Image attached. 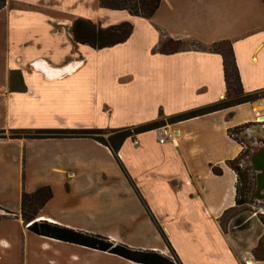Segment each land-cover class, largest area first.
<instances>
[{"label": "crops", "instance_id": "obj_1", "mask_svg": "<svg viewBox=\"0 0 264 264\" xmlns=\"http://www.w3.org/2000/svg\"><path fill=\"white\" fill-rule=\"evenodd\" d=\"M76 19L102 29L128 22L132 30L125 42L94 50L74 41ZM166 38L205 46L230 41L243 92L264 91V0H161L147 19L101 8L98 0H5V136L163 123L134 135L136 145L125 138L115 155L86 138H0V264H141L29 232L21 194L43 186L52 197L37 221L157 252L174 264H264L251 256L260 227L237 235L219 225L235 206L236 169L226 162L252 140L261 143L252 167L257 189L263 185L264 99L170 122L221 100L225 83L219 54L194 46L160 54ZM162 129L169 136L159 143ZM32 163L40 168L36 177Z\"/></svg>", "mask_w": 264, "mask_h": 264}, {"label": "trees", "instance_id": "obj_2", "mask_svg": "<svg viewBox=\"0 0 264 264\" xmlns=\"http://www.w3.org/2000/svg\"><path fill=\"white\" fill-rule=\"evenodd\" d=\"M161 0H98L101 8L111 10L127 11L130 15L143 18H150L157 10ZM5 5V0H0V9ZM132 27L128 22H122L117 25H112L107 28H100L89 21L76 19L71 26V35L75 42L83 45H88L90 48L97 50L106 47H111L123 43L131 34ZM185 41L172 40L166 38L160 42L157 47V52L160 54H171L182 49ZM194 46L200 50L217 53L222 58L223 78L225 83V96L208 106L190 110L181 113L169 119L170 122H177L193 117L205 115L215 111L227 109L239 104L251 103L258 98L255 93H244L241 87L239 73L235 64L233 50L230 41L223 40L210 44L209 46L201 45L192 42ZM162 122H152L146 125H141L132 128H124L121 130H104V129H23L13 130L4 135L0 131V138L8 137L10 139H69V138H89L99 144L107 147L109 151L115 155L125 138L131 137L132 134H138L149 131L160 126ZM235 130V129H234ZM232 130H228L230 134ZM112 134L107 140L98 138L95 134ZM244 152H241L237 158L227 161L226 164L233 168L238 161L243 157ZM212 172L219 175L221 171L218 168H213ZM235 183V206L223 212L219 218V225L223 232L226 233V225L229 221L232 227L240 224L241 218L237 215L244 209L238 208L250 203L251 191L253 188V177H249L247 168L243 166L241 170H236ZM52 192L48 186H43L35 190L33 193L21 194L20 216L23 223L27 225L29 232L49 239H54L61 242H66L74 245L83 246L89 249L107 252L127 260H131L141 264H174L170 259L160 255L157 252L151 251H134L121 244H115L109 239L74 231L68 228L58 226L47 221H37V213L51 199ZM264 225V222H262ZM238 229H240L238 227ZM163 240L167 244L165 237ZM168 245V244H167ZM251 256L255 261H264V235H262L255 247L251 250Z\"/></svg>", "mask_w": 264, "mask_h": 264}, {"label": "rangeland", "instance_id": "obj_3", "mask_svg": "<svg viewBox=\"0 0 264 264\" xmlns=\"http://www.w3.org/2000/svg\"><path fill=\"white\" fill-rule=\"evenodd\" d=\"M191 44H192V42H186L182 48L190 47ZM256 96L258 98L257 100L264 99V91L256 92ZM162 123H163V121H162ZM89 129H96V128H89ZM121 129H124V128L104 129V130H121ZM112 134H110V133H108V134H95V136L98 138H102V139L107 140L108 136H110ZM134 135H136V134H132V136H131L132 142L134 140H136L134 138ZM233 138L236 139L238 142H242V138H240V136H238V135L236 137H235V135H233ZM69 139H78V138H69ZM86 139H89V138H86ZM91 140H93V139H91ZM93 141H95V140H93ZM252 142L253 143H252L251 148L250 149L249 148L244 149L245 153H244L243 157L238 161V163H236L234 165L235 166L234 169H236L237 171L241 170V168L243 166H245L247 168V172H248L249 177L254 178L253 179V188H252V191L250 194L251 195L250 203L248 205H244L243 207L238 208V210H242V209L245 210V211H241V213L239 215H237L239 218H241L242 221H240V224L238 226H235V227H232L231 226L232 223H231V221H229L225 227L226 232H229V231L231 232L232 229H235L233 231L237 232V235H239L240 232H242L244 230L245 231L246 230L247 231H253L255 229L256 225L258 227H260V229L263 230V232H264V225L262 224V222H264V180H262L263 181L262 187L258 190L257 189L256 173L252 167V157L254 156L255 152L259 148H261V143H260V141H254V140H252ZM263 145H264V142H263ZM32 165L33 166H31L32 169L30 170L31 172H29V174L32 173V176L36 177L38 175L40 168H38L36 163H32ZM94 176H95V172H94ZM238 227L240 229H238Z\"/></svg>", "mask_w": 264, "mask_h": 264}, {"label": "built area", "instance_id": "obj_4", "mask_svg": "<svg viewBox=\"0 0 264 264\" xmlns=\"http://www.w3.org/2000/svg\"><path fill=\"white\" fill-rule=\"evenodd\" d=\"M263 119H264V116L262 117ZM169 136V132L166 130V129H162L161 130V132H160V138H159V143H162L163 141H164V139L166 138V137H168ZM132 144L133 145H136L137 144V141L136 140H134L133 142H132Z\"/></svg>", "mask_w": 264, "mask_h": 264}]
</instances>
